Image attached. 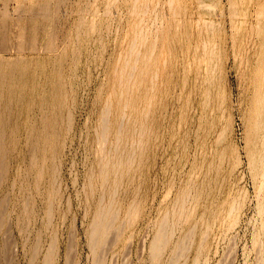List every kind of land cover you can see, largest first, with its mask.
<instances>
[{"label": "rangeland", "instance_id": "obj_1", "mask_svg": "<svg viewBox=\"0 0 264 264\" xmlns=\"http://www.w3.org/2000/svg\"><path fill=\"white\" fill-rule=\"evenodd\" d=\"M262 94L264 0H0V264H264Z\"/></svg>", "mask_w": 264, "mask_h": 264}, {"label": "bare ground", "instance_id": "obj_2", "mask_svg": "<svg viewBox=\"0 0 264 264\" xmlns=\"http://www.w3.org/2000/svg\"><path fill=\"white\" fill-rule=\"evenodd\" d=\"M191 6H192V5H191ZM43 7H44V6H43ZM45 7H46V6H45ZM190 9H191V8H190ZM43 10H44V9H43ZM188 10H189V9H188ZM188 13H189V12H188ZM189 14H191V13H189ZM191 17H192V16H191ZM187 20H188V19H187ZM189 21H190V20H189ZM187 47H188V46H187ZM131 75H132V74H131ZM121 79H122V78H121ZM121 81H122V80H121ZM123 82H124V81H123ZM121 83H122V82H121ZM124 83H125V82H124ZM124 83H123V84H124ZM259 90H260V89H259ZM261 93H263V92H261ZM121 95H122V93H121ZM262 95H263V97H264V94H262ZM262 95H260V96H262ZM263 97H262V98H263ZM122 99H123V98H122ZM41 100H42V99H41ZM263 100H264V98H263ZM124 101H125V100H124ZM261 101H262V100H261ZM261 101H260V103H261ZM121 102H122V101H121ZM125 102H126V101H125ZM128 102H129V101H128ZM43 103H44V101H43ZM123 103H124V102H123ZM40 104H41V103H40ZM257 104H258V103H257ZM124 105H126V104H124ZM40 106H41V105H40ZM41 107H42V106H41ZM42 108H43V107H42ZM105 108H106V107H105ZM107 108H108V110H107ZM107 108H106V110L104 109V110H105L104 113H103L104 115H105V114L107 115V113H105V112L109 111V106H108ZM261 109H262V106H261ZM41 111H42V110H41ZM259 112H261V111H259ZM44 113H45V112H42V115H43V116H44ZM108 113H109V112H108ZM47 114H48V113H47ZM258 114H259V113H258ZM45 115H46V114H45ZM106 115H105V117H106ZM55 116H56V115H55ZM102 116H103V115H102ZM41 117H42V116H41ZM41 117H40V118H41ZM44 117H45V116H44ZM46 117L48 118V115H47ZM46 117H45V119L47 120ZM58 117L60 118V115H58ZM107 117H108V115H107ZM261 117H262V116H261ZM102 118H103V117H102ZM257 118H258V117H257ZM55 119H56V120H55ZM55 119L53 118L52 122H53L54 120H55V122H59V121H57V117H56ZM46 120H45V121H46ZM42 121H43V124L41 125L42 128H43V127H46V126H43V125H45L44 120H41V119H40V122H41V123H42ZM102 121H103V123H104L105 121H108V120H107V118H106V120H105V118H104ZM47 122H49V119H48V121H46V125H48L47 128L50 129V128H49V125H50L52 122H51V120H50L49 124H48ZM256 122H257V121H256ZM103 123H102V124H103ZM109 123H110V122H109ZM54 124H55V123H54ZM107 124H108V123H107ZM139 124H140V123H139ZM145 124H146V123H145ZM258 124H259V125H258V133H259V131H260L259 129L261 128V123H258ZM52 125H53V124H52ZM52 125H50V127H51ZM103 125L105 126L106 124L104 123ZM103 125H102V126H103ZM143 125H144V124H143ZM36 126H37V125H35V124L33 125L34 128H35ZM119 126H121V125H119ZM119 126H118V128H119ZM122 126H123V125H122ZM145 126H146V125H145ZM145 126H144V127H145ZM33 127H32V128H33ZM54 127H55V126H54ZM57 127H58V124L56 125V129H57ZM106 127L109 128L108 126H106ZM138 127H139V129L142 128L141 125H139ZM140 127H141V128H140ZM255 127H256V125H255ZM30 128H31V127H30ZM104 128H105V127H104ZM104 128H103V131H105L104 133H106V130H104ZM118 128H117V129H118ZM120 128L122 129V127H120ZM36 129H37V127H36ZM36 129H32V130H36ZM52 129H55V128H51V130H52ZM105 129H106V128H105ZM137 129H138V128H137ZM139 129H138V130H139ZM37 130H38V129H37ZM37 130H36V131H37ZM43 130L46 131V129H43ZM43 130H42V131H43ZM144 130H145V128H144L143 130L141 129V130H139V131H144ZM36 131H35V133H36ZM38 131H39V130H38ZM38 131H37V132H38ZM47 131H48V130H47ZM47 131H46V132H47ZM55 131H57V130H55ZM31 132H32V131L30 130V133H31ZM51 132L55 134V132H53V131H51ZM117 132H118V130H117ZM120 132H122V130L119 131V134H118V135H120ZM134 132H135V131H134ZM28 133H29V132H28ZM30 133H29V135H31ZM33 133H34V131H33ZM47 133H48V132H47ZM52 133H51V135H52ZM104 133H101V134H103V136H104V135H105ZM108 133H109V132H107V135H108ZM43 134H45V133H43ZM49 134H50V131H49ZM49 134H48V136H49ZM54 134H53V135H54ZM56 134L58 135L59 132H58V133L56 132ZM56 134L54 135L55 137H53V135H52V137H51V135H50L49 137H51V138L54 139V138H56ZM115 134H116V138L119 139V138L117 137V133H115ZM133 134H134V133H133ZM34 135H35V134H34ZM36 135H37V133H36ZM107 135H106L105 138H107ZM37 136H38V135H37ZM39 136H40V135H39ZM39 136H38V137H39ZM41 136H42V133H41ZM41 136H40V137H41ZM59 136H60V134H59ZM32 137H33V135H32ZM32 137H31V138H32ZM34 137H36V136H34ZM44 137H46V136L44 135L43 138H44ZM100 137H101V136H100ZM31 138L28 137V140L31 141V140H30ZM41 138H42V137H41ZM41 138H40V140L43 139V138H42V139H41ZM47 138H48V137H47ZM47 138H46V139H47ZM51 138H50V140H51ZM102 138H104V137H102ZM102 138H101V139H102ZM134 138H135V137H134ZM33 139H34V138H33ZM57 139H59L58 136H57L56 140H57ZM120 139H122V138H120ZM34 140H37V139H34ZM38 140H39V138H38ZM38 140H37V142L40 141V140H39V141H38ZM44 140H45V138H44ZM47 140H48V139H47ZM261 140H262V143L264 144V132H263V134L261 133ZM45 141H46V140H45ZM100 141H102V140H100ZM35 142H36V141H35ZM40 142H41V141H40ZM40 142H39V143H40ZM42 142H43V140H42ZM46 142L49 143V141H46ZM50 142H51V141H50ZM102 142H106V141L103 140ZM260 142H261V141H260ZM32 143H33V142H32ZM32 143H30V145H32ZM43 143H45V142H43ZM43 143H42V145H43ZM57 143H59V142L56 141L54 144L56 145ZM120 143H121V141H120ZM35 144H36V143H35ZM37 144H38V143H37ZM54 144L52 143L53 146H54ZM30 145H29V146H30ZM42 145H39V146H42ZM46 145H47L48 147H51V145H48L47 143H46ZM35 146H36V145H35ZM44 146H45V145H43L42 148H43ZM47 146H46V147H47ZM102 146H104V145L102 144ZM31 147H32V146H30V148H31ZM46 147H44V148L47 149ZM118 147H119V146H118ZM124 147H126V146H124ZM124 147H122V148H124ZM263 147H264V146H263ZM37 148H38V146H36V149H37ZM44 148H43V149H44ZM119 148H120V147H119ZM39 149H41V148L39 147ZM39 149H38L37 151H39ZM49 149H50V148H49ZM49 149H48V150H49ZM51 149H52V147H51ZM51 149H50V150H51ZM103 149H104V147H102V150H103ZM115 149H116V148H115ZM262 149H263V150H262L261 161H264V148H262ZM32 150H33V149L31 148V152H33ZM50 150H49V152H50ZM57 150H58V149H57ZM102 150H101V152L104 153V151H102ZM104 150H105V149H104ZM113 150H114V148H113ZM113 150L108 151V153L111 152V151H113ZM118 150L120 151V149H118ZM125 150H126V149H125ZM125 150L123 149V152H124ZM41 151H42V149H41ZM43 151H44V150H43ZM121 151H122V149H121ZM121 151H120V152H121ZM31 152H30V153H31ZM51 152H52V151H51ZM51 152H50V153H51ZM55 152H56V151H54V153H55ZM106 152H107V151H106ZM113 152H114V151H113ZM115 152H116V150H115ZM125 152H127V151H125ZM125 152H124V153H125ZM34 153H35V152H34ZM57 153H58V152H57ZM102 153H101V157L103 158V156H104L106 153H104L103 156H102ZM108 153H107V154H108ZM111 153H112V152H111ZM121 153H122V152H121ZM31 154H32V153H31ZM36 154L38 155V153H36ZM46 154H47V150H46ZM51 154H52V153H51ZM51 154H49V155H51ZM113 154H115V153H113ZM118 154H120V153H118ZM129 154H130V151H129ZM32 155H35V154H32ZM37 155H36V156H37ZM42 155H45V154H42ZM54 155H56V154H54ZM54 155H53V156H54ZM109 155H110V153H109ZM109 155H105V156H107V159H105V160L109 161V160H108ZM57 156H58V155H56V157H57ZM105 156H104V158H105ZM113 156H114V155H113ZM119 156H121V157H119ZM119 156H117V154H116V157H117V158L119 157V158H121L122 160H124V159L127 160V158H128L127 153H125V156H127V157H125L124 159L122 158V155H119ZM30 157L32 158V156H30ZM39 157H40V156H39ZM45 157H46V156H45ZM56 157H55V156L53 157V161H55L54 159H56ZM101 157H100V159H101ZM111 157H112V156H110L109 159H111ZM131 157H132V156H131ZM34 158H35V157H33V159H34ZM46 158H47V157H46ZM49 158L51 159L52 157L49 156ZM104 158H103V160H104ZM117 158H115L116 161L118 160ZM129 158H130V155H129ZM129 158H128V160H130ZM112 159H113V158H112ZM112 159H111V160H112ZM121 159H119V160L117 161V162H119L118 165H121V164L124 165V164L126 163V161L123 162ZM30 160H31V159H30ZM36 160H37V159H36ZM51 160H52V159H51ZM111 160H110V161H111ZM113 160H114V159H113ZM33 161H34V160H33ZM37 161H38V160H37ZM41 161L44 162V160H42V158H41ZM101 161H102V160H101ZM101 161H100V162H101ZM121 161H122L123 163H122ZM261 161H260V162H261ZM30 162H31V161H30ZM34 162H35V161H34ZM38 162H39V161H38ZM42 162H41V163H42ZM105 162H106V161H105ZM117 162H116V163H117ZM120 162H121V163H120ZM127 162H128V161H127ZM35 163H36V162H35ZM44 163H45V162H44ZM33 164H34V163H33ZM42 164H43V163H42ZM42 164H41V165H42ZM102 164H103V163H102ZM107 164L109 165V162L106 163V165L103 164L105 167H102V168H101V169H102L101 172L103 173V175H104V174H108V172L110 171V170H109V167L112 166V164H111L110 166H107ZM39 165H40V164H39ZM114 165H115V163L113 164V166H114ZM116 165H117V164H116ZM116 165H115V166H116ZM118 165H117V167H118ZM123 165H122V167H123ZM32 166H34V165H32ZM37 166H38V164H37ZM37 166H36V167H37ZM101 166H102V165H101ZM113 166H112V168H113ZM30 167H31V165H30ZM117 167H116V168H117ZM120 167H121V166H119V168H120ZM32 168H33V167H32ZM103 168H104V169H103ZM114 168H115V167H114ZM37 169H39V168L37 167ZM40 169L42 170L43 167H42V168L40 167ZM101 169H100V170H101ZM33 170H34V169H33ZM118 170H119V169L117 168V170H116L117 172H116V173H118ZM34 171H35V170H34ZM39 171H40V170H39ZM41 172H42V171H41ZM111 172H112V170H111ZM37 173H38V172H37ZM37 173H35V178H37L36 176H38V175H36ZM102 173H101V174H102ZM116 173H115V174H116ZM119 173H120V172H119ZM39 174L41 175V173H39ZM110 174H111V173H110ZM115 174H113V175H115ZM120 174H121V173H120ZM120 174H118V175L120 176ZM108 175H109V174H108ZM42 176H43V174H42ZM42 176H41V177H42ZM106 176H107V175H106ZM115 176H116V175H115ZM41 177H39V178L42 179ZM104 177H105V176H104ZM102 178H103V177H102ZM109 178H110V177H109ZM109 178H108V179H109ZM116 178H117V180L119 179L117 176H116ZM121 178H122V177H121ZM37 179H38V178H37ZM37 179L35 180L36 182H37ZM40 179H39V181H40ZM108 179H107V182L104 181V183L106 182V184H107V183L109 182ZM111 180H112V179H111ZM114 180H115V178H113V182H114ZM117 180H115V181H117ZM102 181H103V180H102ZM36 182H35V184H37ZM117 182H119V181H117ZM117 182H116V183H117ZM39 183H40V182H39ZM39 183H38V184H39ZM38 184H37V185H38ZM109 185H110V184H109ZM116 186H117V185H116ZM111 187H112V183H111ZM114 187H115V185L113 186V188H114ZM51 189H52V188H51ZM113 190H114V189H113ZM113 190H112V191H113ZM109 193H110V191H109ZM113 193H114V191H113ZM113 193H111V194H113ZM51 194H52V193H51ZM111 194H109V195L111 196ZM113 196H114V195H113ZM101 197H102V196H101ZM111 197H112V196H111ZM111 197H110V199L113 200V198H111ZM102 199H103V198H102ZM102 199H101V203H99V204H102V201H103ZM110 201H111V200H110ZM110 201H109V202H110ZM99 202H100V198H99ZM103 202H104V201H103ZM112 203H113V201L111 202V204H109L110 207H111ZM99 204H98V206H100ZM105 205H108V203H106ZM109 205L107 206L108 208H109ZM100 207H101V206H100ZM103 207H104V204H103ZM104 208H106V207H104ZM104 208H103L102 210L100 209L101 212H98L99 214L97 213V214L99 215V216H98L99 218H100V215H103V216H104L105 212H107V214L109 213V212H108L109 210L107 209V211H106ZM109 209H110V213H109V214H112L113 212H112L111 210H112L113 208H112V209L109 208ZM100 210L98 209V211H100ZM104 211H105V212H104ZM113 211H114V209H113ZM114 212H115V211H114ZM100 213H101V214H100ZM115 213H116V212H115ZM107 214H105V215H107ZM113 215H115V214H113ZM103 216H102V217H103ZM96 217H97V215H96ZM98 217H97V218H98ZM102 217H101V218H102ZM105 217H106V216H104V218H103V219H104V222L110 220V219L107 220L108 215H107L106 218H105ZM113 217H114V216H113ZM113 217L110 216L109 218L113 219ZM115 217H116V216H115ZM95 219H96V218H95ZM114 219L116 220V218H114ZM96 220H98V222H99V219H96ZM96 220H95V221H96ZM100 220H101V219H100ZM115 220H113V224H112V222H110V223H109V222H106V223H107V226L110 227L111 224L114 226ZM95 221H94L93 223H96ZM110 221H112V220H110ZM101 222H103V220H101L99 223H101ZM99 223H97V226H98L99 228H102V229L104 228V229H105V227H107L105 223H104L105 226H103L104 224H102V223L99 224ZM163 223H164V222H163ZM163 223H162V225H164ZM98 224H99V225H98ZM112 225H111V226H112ZM162 225H161V226H162ZM92 226H93V225H92ZM95 226H96V225H95ZM97 226H96V227H97ZM165 226H166V223H165ZM96 227H95V228H96ZM167 227H168V225H167ZM92 228H93V227H92ZM95 228L92 230V233H93L92 235H93V236H95V235L101 236V234H102V232L104 231V229L102 230V232H101V231H97V233H96L97 228H96V230H95ZM162 228H164V230L161 231L162 229H161V228H160L161 230L159 229V235H157V236H159V237H157V241H156V238H155L154 241H156V242H152V245H151V249H152V251L154 250V252H152V254H153V253L155 254V255H154V254L152 255V256H154V257H156V255L159 256V254L161 255V252H162L161 250H163V249H161V246H162V244H163L164 242H165V243L163 244L164 248H165L166 245H168V244L166 243V242H168V241L166 240V239L168 238V237L166 238V235H167V233H168V232L166 231V229H168V228H166V227H162ZM165 228H166V229H165ZM106 229H107V228H106ZM106 229H105V230H106ZM108 229L110 230V228H108ZM98 230H99V229H98ZM100 230H101V229H100ZM109 230H107V232L105 231V235H106V236H107ZM94 231H95L96 234L94 233ZM160 231H161V232H160ZM98 232H100L101 234H99ZM162 232H163V233H162ZM165 232H167V233H165ZM106 233H107V234H106ZM94 234H95V235H94ZM168 234H170V231H169ZM93 236H92V237H93ZM103 236H104V233H103V235H102V237H101V238H102V241H103V239L106 240V238H103ZM106 236H104V237H106ZM168 236H169V235H168ZM92 237H91V238H92ZM97 238H98V237H97ZM101 238H99V239L101 240ZM94 239H95V237H94ZM168 239L170 240V236H169ZM92 240H93V239H92ZM97 240H98V239H96V241H97ZM100 240H99V241H100ZM105 240H104V241H105ZM96 241H94V242L96 243ZM104 241H103V242H104ZM91 242H92V241H91ZM100 242H101V241H100ZM100 242H98L99 247H100V244H101ZM103 242H102L101 245H103ZM99 243H100V244H99ZM105 243H106V241L104 242V244H105ZM92 244L95 245L94 243H92ZM153 244H154V245H153ZM98 245H95L96 248L98 247ZM163 246H162V247H163ZM180 246H182V244H180ZM93 247H94V246H93ZM183 247H184V246H183ZM94 248H95V247H94ZM96 248H95V249H96ZM180 249H181V248H180ZM96 250H97V249H96ZM160 251H161V252H160ZM180 251H181V250H180ZM182 251H183V249H182ZM182 251H181V252H182ZM51 254H52V253H51ZM51 254H50V255H51ZM51 256H52V255H51ZM46 257H47V256H46ZM47 258L49 259V262H48V259H47ZM47 258L45 259V261H46V263L48 262V264H49L51 258H49V257H47ZM52 258H53V257H52ZM156 258H157V257H156ZM52 260H53V259H52ZM174 260H175V259H174ZM45 261H44V264H45ZM97 262H99V261H97ZM100 262H101V261H100ZM176 262H177L176 260H175L174 262L172 261L171 264H173V263L177 264ZM97 264H100V263H97Z\"/></svg>", "mask_w": 264, "mask_h": 264}]
</instances>
